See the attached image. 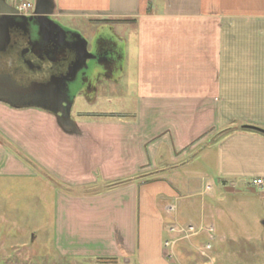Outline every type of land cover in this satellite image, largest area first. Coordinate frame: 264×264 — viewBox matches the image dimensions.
I'll use <instances>...</instances> for the list:
<instances>
[{"label":"crops","instance_id":"obj_1","mask_svg":"<svg viewBox=\"0 0 264 264\" xmlns=\"http://www.w3.org/2000/svg\"><path fill=\"white\" fill-rule=\"evenodd\" d=\"M50 1L59 18L135 19L119 24L133 27L135 36V109L73 117L74 126L65 127L49 110L0 100V176L36 175L4 144L12 142L61 181L54 211L58 257L78 264H157L149 233L181 223L171 217L170 202L164 208L171 220L161 216L157 192L150 190L149 183L165 181L166 169L155 163L161 147L174 162L198 148L214 152L215 179L228 190L235 189L233 181L264 177V133L237 128L264 129V0ZM113 35L121 79L129 71V41L120 44L124 38ZM121 82L123 95L128 84ZM228 128L237 129L219 135ZM136 173L160 175L89 192ZM65 184L75 189L67 192ZM141 213L147 217L142 244Z\"/></svg>","mask_w":264,"mask_h":264},{"label":"rangeland","instance_id":"obj_2","mask_svg":"<svg viewBox=\"0 0 264 264\" xmlns=\"http://www.w3.org/2000/svg\"><path fill=\"white\" fill-rule=\"evenodd\" d=\"M75 19L80 26L82 23H93L95 25L93 28L98 34L121 35L124 40L121 38L120 44L129 41L130 58L127 74L121 79L120 71L114 74V77L122 82L111 81L108 84L106 80H102L97 84L95 91L77 95L73 117L131 113L136 104L133 87L136 80L135 50L134 46L132 47L135 37L133 27L122 25L121 28L119 24L101 22L100 19H89V21ZM75 19L60 18L64 23ZM124 27L130 29L129 34L123 30ZM120 82L123 86L126 82L128 84L127 93L123 95H121ZM105 85L107 86L104 87ZM26 155L38 165L28 154ZM155 163L160 166L156 169H166L161 172L165 181H154L149 185H153L150 186V190L157 192V195L153 194L154 201L166 221L176 216L181 223L191 222L197 225L204 223L214 226L215 238L210 255L215 264H264V196L250 184L253 178L249 180V184L233 181L235 189H226L215 179L217 166L214 162V152L204 150L199 152V148L174 162L168 149L161 147ZM25 164L36 175L0 176V262L2 264H78L58 257L53 250L55 189L62 188L61 181L58 182V179L51 177L47 172L48 175H45L42 168L39 170L28 162ZM137 175L139 173L127 177ZM159 175L160 173L149 174L144 179ZM164 183L170 190L163 186ZM65 186L69 187L67 184ZM103 187L104 183L101 182L94 188L91 186L89 192L102 190ZM164 202L176 205L173 216L165 214ZM146 219L147 217L141 213V244L145 240L144 220ZM149 234L151 255L156 263L175 264L168 260L163 246L164 240L172 236L167 232L165 225L159 233ZM208 239V234L203 232L191 237L190 240L178 242L176 251L180 261L184 264H208V259L196 250V246ZM94 263L89 261V264Z\"/></svg>","mask_w":264,"mask_h":264},{"label":"flooded vegetation","instance_id":"obj_3","mask_svg":"<svg viewBox=\"0 0 264 264\" xmlns=\"http://www.w3.org/2000/svg\"><path fill=\"white\" fill-rule=\"evenodd\" d=\"M21 16L12 17L14 25L10 28L7 48L0 51V72L4 75L0 78V97L23 105L33 99L22 98L24 94L50 90L55 99L66 100L64 104H53L60 120H65L73 118L79 93L95 91L102 80L108 84L116 81L114 74L121 69V52L113 34H98L90 22L82 26L77 25L76 19V23L74 20L64 23L56 14L46 17L33 11ZM56 24L63 28V35ZM78 34L87 41L86 59L69 74L80 51ZM3 47L0 44V49Z\"/></svg>","mask_w":264,"mask_h":264},{"label":"water","instance_id":"obj_4","mask_svg":"<svg viewBox=\"0 0 264 264\" xmlns=\"http://www.w3.org/2000/svg\"><path fill=\"white\" fill-rule=\"evenodd\" d=\"M16 14H18V10L16 7L7 3L6 0H0V44H3L4 46L3 48L0 49V51H4L7 48L8 39L10 37V28H12L14 25L12 17ZM34 14L44 15L46 17H49L50 15L54 14V6L50 0H38L34 5ZM21 17H24V16H21ZM57 27L58 29H60L61 31L60 33L63 35L64 33L62 32L64 31L63 28L59 25H57ZM78 35L80 36V39H81L79 42L80 51H79L77 60L73 63V65L69 69V74H72V72H74V70L77 69V67L81 66L82 63L86 59L87 41L85 38L81 36V34H78ZM3 76H4L3 73L0 72V78H3ZM21 97L22 98H28V97L33 98L32 101H30L27 104H23V105L37 106V107L49 110L55 114H57L58 110L55 109L53 104L54 103L64 104V102L66 103L65 99H55V94L50 90L46 92H43L41 90H36L31 93L28 92ZM0 100L8 102L9 104L13 106H20V105L15 104L13 100L10 98L0 97ZM70 106H71V103L69 102L68 107L70 108ZM60 121L65 127H72L73 125V120L70 117L69 119L60 120ZM246 127L256 129L264 133V129L259 128L257 126L247 125Z\"/></svg>","mask_w":264,"mask_h":264},{"label":"built area","instance_id":"obj_5","mask_svg":"<svg viewBox=\"0 0 264 264\" xmlns=\"http://www.w3.org/2000/svg\"><path fill=\"white\" fill-rule=\"evenodd\" d=\"M14 7L17 8L18 14L22 16H28L33 13L34 5H32L27 0H15ZM250 184L257 189L259 194L264 196V177H255L251 180ZM174 204L169 205V213L175 212ZM167 231L172 234L171 237H168L164 240L163 246L166 249V256L169 261L175 264H184L182 263L177 255L176 247L177 243L181 240H190L191 237L199 235L203 232L208 234L209 239L203 242L201 245L196 246V250L203 256L208 259V264H215L210 252L213 250V241L215 234V227L212 225H205L200 223V225L195 223H179L172 222L168 225ZM0 264H2L0 262Z\"/></svg>","mask_w":264,"mask_h":264},{"label":"trees","instance_id":"obj_6","mask_svg":"<svg viewBox=\"0 0 264 264\" xmlns=\"http://www.w3.org/2000/svg\"><path fill=\"white\" fill-rule=\"evenodd\" d=\"M101 22H108V23H112V24H121V23H134L135 19H126V18H112V19H100ZM240 128L242 130L247 129L248 127L244 126V127H237ZM237 128H228V129H224L221 131V133H219L220 136H225L231 132H233L234 130H236ZM252 129V128H251ZM256 130V129H254ZM258 131V130H257ZM261 132V131H259ZM0 140L3 141V139L0 137ZM5 146L7 148H9L18 158H21L23 160V162H28L31 166H34L36 169L40 170V166L36 165L35 163H33L29 157L22 151L20 150L17 146H15L14 144H11L9 142H4ZM148 174L150 173H139V175L135 176V177H126V178H121V179H117V180H113V181H109V182H103L104 183V187L102 188V190H97V191H93L95 193H100L101 191L104 190H109L124 184H128L131 181H145L146 179H144ZM67 191L72 192V190H74L72 187H68L66 186Z\"/></svg>","mask_w":264,"mask_h":264}]
</instances>
